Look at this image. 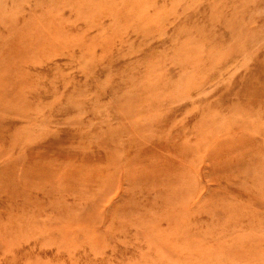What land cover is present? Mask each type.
I'll return each instance as SVG.
<instances>
[{
    "label": "rangeland",
    "instance_id": "rangeland-1",
    "mask_svg": "<svg viewBox=\"0 0 264 264\" xmlns=\"http://www.w3.org/2000/svg\"><path fill=\"white\" fill-rule=\"evenodd\" d=\"M0 264H264V0H0Z\"/></svg>",
    "mask_w": 264,
    "mask_h": 264
}]
</instances>
